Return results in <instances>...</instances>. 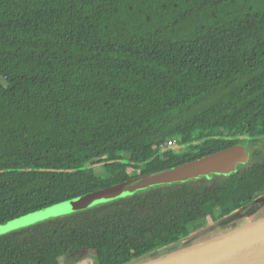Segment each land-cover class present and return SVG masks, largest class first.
<instances>
[{
  "label": "trees",
  "instance_id": "trees-1",
  "mask_svg": "<svg viewBox=\"0 0 264 264\" xmlns=\"http://www.w3.org/2000/svg\"><path fill=\"white\" fill-rule=\"evenodd\" d=\"M261 125L264 0H0V224L255 142ZM170 137L186 148L160 149ZM244 161L2 233L0 264L168 248L264 193V149Z\"/></svg>",
  "mask_w": 264,
  "mask_h": 264
},
{
  "label": "water",
  "instance_id": "water-1",
  "mask_svg": "<svg viewBox=\"0 0 264 264\" xmlns=\"http://www.w3.org/2000/svg\"><path fill=\"white\" fill-rule=\"evenodd\" d=\"M256 147L264 148V141L257 144ZM178 148L179 146H174L170 149L178 150ZM245 153L246 148L238 146L230 152L223 151L169 169L138 175L74 200L30 212L0 224V229L8 227V231H10L29 225L46 218L51 209L58 208L59 211L66 213L126 196L149 186L187 181L208 175L216 170L223 172L228 167L233 168L243 162ZM263 201L264 199L257 198L253 202L255 204L253 207L252 202H249L244 204L241 209H236L217 219L214 222L215 227L218 229L225 227L220 232L203 239L198 238V233H193L170 244L168 248L158 249L128 264H264V214L252 218L254 213L260 210ZM248 208L250 209L248 210ZM244 210L246 214L250 211L248 221H244L242 218L241 212ZM207 230H211V228L204 229L203 232ZM161 251L164 252L158 254Z\"/></svg>",
  "mask_w": 264,
  "mask_h": 264
},
{
  "label": "rangeland",
  "instance_id": "rangeland-1",
  "mask_svg": "<svg viewBox=\"0 0 264 264\" xmlns=\"http://www.w3.org/2000/svg\"><path fill=\"white\" fill-rule=\"evenodd\" d=\"M261 127H264V125H261ZM175 151H177V150H175ZM122 156L127 158L128 154L123 153ZM95 171H96V173H102L103 169H102V167L97 166V167H95ZM129 173L132 174L133 171L129 169ZM212 180H214V177L211 176L210 174H208L205 176L197 177V178L193 179L192 182L204 186V185L210 183V181H212ZM260 198L264 199V196L258 197V199H260ZM263 206H264V201L260 207V210H257L254 213V215H253L254 217L260 216L264 213V207ZM262 207H263V209H261ZM69 212H71V211H69ZM231 212H233V210L229 211L226 214H229ZM66 213H68V212H66ZM66 213H63V212L59 211L58 208H55V209H51L50 211H48V216L46 218L60 216V215L66 214ZM46 218H44V219H46ZM44 219H41V220H44ZM37 221H39V220H37ZM208 222H210L211 224L208 225L207 224ZM214 222L215 221L212 222L210 219L206 220L205 223H203V224L200 223V224L196 225L195 228L191 231L192 232L194 231L193 233H198L199 234L198 238L203 239V238L209 237L210 235H212L218 231L220 232L221 230H223L225 228V227H221V228L219 227V229L216 228ZM211 225H213V226H211ZM209 227L211 228V230H207V231L203 232L204 229H208ZM163 252L164 251H161L158 254L163 253ZM93 254H94V252H92V251H87L85 249H82L81 251L72 254V256H70V257L62 258L61 263L62 264H90V259H91Z\"/></svg>",
  "mask_w": 264,
  "mask_h": 264
},
{
  "label": "flooded vegetation",
  "instance_id": "flooded-vegetation-1",
  "mask_svg": "<svg viewBox=\"0 0 264 264\" xmlns=\"http://www.w3.org/2000/svg\"><path fill=\"white\" fill-rule=\"evenodd\" d=\"M232 137H234V136H232ZM235 137H239V136H235ZM248 136H246V135H244V136H240V140H241V142H235V143H233L231 146H230V148H228V150L227 151H232L234 148H236V147H238V146H243L244 148H246V151H248V153L249 152H253V150L254 149H264V148H258V147H256V145L257 144H259L260 142H263L264 141V135L263 136H253L254 138L255 137H257V141H255V142H251L250 140H255V139H249V138H247ZM249 140V141H248ZM184 147V149L186 148V146L184 145L183 146ZM200 159V158H199ZM190 162V161H189ZM244 162V161H243ZM243 162H241V163H243ZM219 173H221L220 171H218V170H216V171H214V172H211L210 173V175L211 176H213L214 177V180L215 179H217V177L218 176H220V174ZM193 179H195V178H192V179H190V180H193ZM194 183V182H193ZM207 185V184H206ZM260 196H264V193H262V194H259V195H257L256 197H254V198H252V199H250L249 201H247L246 203H249V202H252V206H254L255 204L253 203L254 202V200H256L258 197H260ZM246 203H244V204H246ZM244 204L242 205V206H244ZM264 207V206H263ZM263 207L261 208V209H263ZM250 208H248V210H249ZM220 211L221 210H219V209H217L216 210V212H215V215L216 216H218V215H220L219 213H220ZM246 211L244 210V211H242L241 212V214H242V218H244V221H248L249 220V217H248V213L250 212H247V214L245 213ZM264 214V213H263ZM224 216V215H223ZM223 216H220V217H223ZM219 217V218H220ZM252 217H254V216H252Z\"/></svg>",
  "mask_w": 264,
  "mask_h": 264
},
{
  "label": "built area",
  "instance_id": "built-area-1",
  "mask_svg": "<svg viewBox=\"0 0 264 264\" xmlns=\"http://www.w3.org/2000/svg\"><path fill=\"white\" fill-rule=\"evenodd\" d=\"M174 146H179V150H182L183 146L179 143V138L178 137H170L169 139L165 140L163 143L159 144L160 149H165V148H171Z\"/></svg>",
  "mask_w": 264,
  "mask_h": 264
},
{
  "label": "snow or ice",
  "instance_id": "snow-or-ice-1",
  "mask_svg": "<svg viewBox=\"0 0 264 264\" xmlns=\"http://www.w3.org/2000/svg\"><path fill=\"white\" fill-rule=\"evenodd\" d=\"M9 230V228L8 227H5V228H3V229H0V233H2V232H7Z\"/></svg>",
  "mask_w": 264,
  "mask_h": 264
},
{
  "label": "crops",
  "instance_id": "crops-1",
  "mask_svg": "<svg viewBox=\"0 0 264 264\" xmlns=\"http://www.w3.org/2000/svg\"><path fill=\"white\" fill-rule=\"evenodd\" d=\"M253 207V206H252Z\"/></svg>",
  "mask_w": 264,
  "mask_h": 264
}]
</instances>
